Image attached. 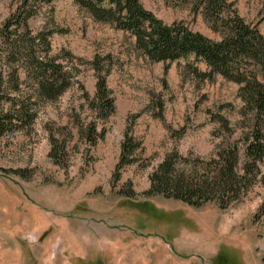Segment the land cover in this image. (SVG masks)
<instances>
[{"label": "rangeland", "instance_id": "374dc122", "mask_svg": "<svg viewBox=\"0 0 264 264\" xmlns=\"http://www.w3.org/2000/svg\"><path fill=\"white\" fill-rule=\"evenodd\" d=\"M138 1L165 23L181 21L217 39L185 3ZM226 1L264 34V0ZM50 4V9L40 5L29 26L52 29L50 49L72 55L74 83L41 107L29 134L0 139V264H259L264 214L257 205L264 200V183L227 208L214 203L196 208L143 194L147 175L166 151L191 157L210 153L216 124L207 113L234 123L238 85L218 75L191 79L182 59L164 71V63L146 61L133 49L127 33L94 22L70 0ZM12 9L10 0H0V22ZM105 54L111 59L105 77L114 110L98 122L96 131L103 128V135L89 146L74 125L76 115L90 119L79 87L92 95L94 77L87 61ZM197 67L204 69L202 63ZM150 98L162 101L161 119L151 114ZM46 122L67 144L61 165L47 156ZM128 125L140 142L138 160L123 167L113 184L110 174ZM18 169L22 174L13 173ZM261 170L264 176V160ZM127 183L131 198L121 194Z\"/></svg>", "mask_w": 264, "mask_h": 264}, {"label": "trees", "instance_id": "16d2710c", "mask_svg": "<svg viewBox=\"0 0 264 264\" xmlns=\"http://www.w3.org/2000/svg\"><path fill=\"white\" fill-rule=\"evenodd\" d=\"M52 1L10 0L13 9L0 22V139L17 132L29 134L41 107L58 100L74 83L72 55L50 49L52 29L29 26V18L38 13L40 5L49 7ZM170 1L189 5L190 12L201 15L217 39L190 30L181 21L165 23L138 0H70L94 22L127 33L133 39V49L146 61L164 63V71L168 63L182 59L185 75L191 79L208 81L218 75L238 85L240 106L234 123L207 113L216 124L210 153L191 157L175 149L166 151L147 175L148 187L143 192L196 208L206 203L227 208L253 186L264 183V34L255 24L246 23L226 0ZM87 63L94 77L93 93L88 96L79 88L90 119L84 122L76 115L74 125L79 137L91 146L103 135V128L96 131L98 122H103L114 106L105 77L111 64L109 55H93ZM150 100L151 114L161 119L162 101ZM43 128L49 144L47 156L53 164L61 165L67 144L57 138L48 122ZM121 136L110 174L113 184L119 181L123 167L138 160L140 151V142L131 135L129 125ZM125 187L122 196L131 198L130 185ZM257 206V212L264 214V200ZM262 251L259 264H264Z\"/></svg>", "mask_w": 264, "mask_h": 264}]
</instances>
